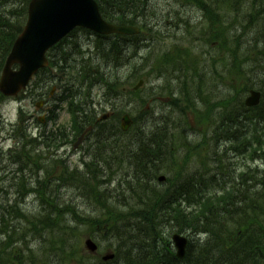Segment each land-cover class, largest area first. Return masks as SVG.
I'll use <instances>...</instances> for the list:
<instances>
[{
	"label": "trees",
	"instance_id": "16d2710c",
	"mask_svg": "<svg viewBox=\"0 0 264 264\" xmlns=\"http://www.w3.org/2000/svg\"><path fill=\"white\" fill-rule=\"evenodd\" d=\"M29 1L0 0V34L4 36L0 35V71L14 38L23 27ZM97 1L106 20L121 25L138 26L141 29L139 35L123 37V43L115 39L99 47L101 56L99 59L100 73L98 75L102 77L111 75L107 81L110 83V88L114 89L112 95H110L111 97H115V94L119 95L116 83L118 82L119 70L124 65V56L121 54H130L131 52L132 61L130 64L133 61L136 62V54L142 49V44L145 42L143 38L148 37L147 34L151 35L158 29L161 31L160 24L163 21L160 17L162 16L173 19L178 18L179 22H174L175 27L178 28L179 25H184L193 37L198 32L202 34L208 32L211 34L212 39H222L226 50L228 52L231 50L233 54L244 53L246 40H250L251 37L244 39L240 34L236 36V33L238 26L243 23L244 19L251 18L255 24L248 25L247 28H261L259 33H254L256 48L261 43L264 45V0H185L189 4L195 5L204 18L202 23L205 25L200 28V31H198L199 27L197 25L192 26L190 19L186 18L184 20L179 12H176L175 16L171 14L159 16L154 8L153 0ZM17 18L19 19L17 20ZM186 22H189V26H186ZM155 28L157 29L152 32L151 29ZM258 38L261 41L263 39V42L258 41ZM231 44L235 45L237 52L231 48ZM241 56V63L239 59L234 61L243 65V61L248 60L249 56L246 54H241ZM105 62L109 64V68L114 69L113 72H109L108 69L104 71L102 63L105 64ZM85 64L88 67L83 68V74L95 75L93 62H86ZM235 69H238L237 66ZM101 70H103V74ZM135 72L133 69L132 77L135 76ZM43 80L44 74L39 76L36 84ZM112 81H115L113 86H111ZM253 112L254 109H251L250 113ZM89 113H91L90 107L81 109V113L78 114L82 118H79L76 122L77 128L85 123L83 121L86 120H83V116L91 120ZM147 113L149 112L144 111L135 117L134 126L128 133L118 129L112 135V130L117 128L98 127L99 129L95 134L97 141L91 145V150L98 148L102 151L104 150L103 147H107L109 152L107 156H97L90 162L88 168L80 169L76 166L71 168L63 160L54 158L51 164L52 167L48 168L52 174H49V178L55 179L58 184H61L57 186L58 189H47V221L37 220L33 222L26 218V222H24L17 217L12 220L15 224L17 222L16 226H11L8 223L9 217L5 215V220L1 222L0 228V264H70L74 259H77L80 263H85L86 259L83 260V256H81L82 250H79L82 247V238L85 234L93 237L104 251L106 249L115 250L116 259L111 261V264H218L206 258L208 253L212 252L209 250L211 244L210 234L218 237L217 244L225 246L229 244V240H236L242 231H253L256 234L254 245L246 250L243 260L248 261L250 264H264V188H258L260 191L256 199L250 191L249 194L243 195L240 200L228 201L222 196L210 195L207 192V187L211 188V185L214 187L218 182L213 180L214 184H211L210 181H203L202 177L192 178L185 187L176 191L173 188L177 184L171 180L169 181L170 184H151L146 176L139 174V172L151 171L152 175L157 176L156 173L161 172L162 168L170 167L173 170L175 169L173 179L180 183L183 178H179L180 171L176 174L179 167L176 152L171 154L168 149H165L163 153L167 155L166 159L162 156L152 159L150 151L157 143L170 145L173 139H168L165 136L167 128H171L168 120L164 123L157 120L158 122L148 124L145 121ZM183 113L186 115L184 109ZM201 120L206 121L205 114L201 115ZM258 123H264L263 112L258 113L256 119L250 120L252 126ZM250 133L253 134V130ZM62 137H67L63 128H60L56 133L50 132L47 134L48 146L51 139ZM188 142H186L187 145L190 143ZM200 147L199 145L188 146V154L185 159H191ZM25 153L27 152L25 151ZM16 160H21V158L18 157ZM81 162L83 164V161ZM135 162L137 163V172L133 173L129 169L133 167ZM29 163L36 165V170L41 166L39 161L35 163L30 161ZM58 166L61 167V174L55 176L53 174H55L54 171ZM89 170L92 171L87 172ZM84 173L90 176L89 179L83 180L81 178ZM254 177L259 176L256 173ZM112 179L115 181L113 186ZM258 179L264 182V177ZM62 181L64 182L62 183ZM203 182H207V187H204ZM244 183L248 184L247 178L244 179ZM77 184L80 185L73 188ZM63 188L75 191L78 193L77 197L81 202L82 199L84 202L79 204L77 201L70 199L61 203V198L64 197ZM150 189H168L167 192L172 197L170 203L161 205L154 200L153 202L145 200L144 198L150 197L143 193ZM232 191L231 194L227 193V195L234 196L235 191ZM185 196L188 200L190 199L193 211L202 215L201 219L188 216L179 204L178 199ZM109 197H114L111 199L115 204L111 205L105 202ZM141 201H146L143 203L145 205L141 207V204L139 210H137L138 213H142V225L140 228H135L131 224L129 225L127 220L131 218L136 205ZM1 208L4 209L0 206ZM214 215L220 218L217 224L212 221ZM20 222L26 223L33 230L43 229L47 232V236H42L41 239L50 240L52 243L51 253L48 256L46 255L42 260L36 258L38 255L28 246L27 236H30V230L22 227ZM174 232L185 233L191 238L183 259L175 254L171 241ZM98 235L102 236L103 239L98 240ZM2 236L5 241L3 238L1 239ZM22 247L26 250H23ZM46 254L48 253L46 252ZM4 258L6 261H1ZM94 260L96 263L101 261L98 257Z\"/></svg>",
	"mask_w": 264,
	"mask_h": 264
},
{
	"label": "rangeland",
	"instance_id": "374dc122",
	"mask_svg": "<svg viewBox=\"0 0 264 264\" xmlns=\"http://www.w3.org/2000/svg\"><path fill=\"white\" fill-rule=\"evenodd\" d=\"M153 3H154V8L158 12L159 16H161L163 14H165V15L171 14V15L175 16L176 12H179V14L182 17H184V20H186V18H188V19H190L189 21L191 23H199V24H197V27H199L198 31H200V28L205 25L204 23H202V22H204L203 16H202L203 20L199 21V15H201V13L197 9V7H195V5H193V4L187 3L185 0H181V1L180 0H153ZM182 3L185 5H183ZM160 18L163 21V22H161V20H159V22H161V24H160V30L161 31H159V29H158L156 31V33H153V36L149 35V37H152L151 45L149 42L145 41L142 44V49H140L138 51V53L136 54V62L133 61L131 64L130 63L127 64V66H122L119 70V75H122V78L125 81H126V78L128 75L131 76L133 69L137 72V73L135 72V76L129 78L130 84H134V83L138 82V80L140 78L146 79V86H145L144 91L138 96V98H137V96L134 97L137 99L136 100L137 104L134 102L131 104V106L129 108L128 112L131 115H136L137 112L142 113V109L147 105L146 103L148 101H149L148 104H149L150 108L154 107V109L162 111V112L169 109V107H167L166 104L162 105V103H160V101H156L155 99L154 100L151 99L153 96L152 97L148 96V93L150 92L151 87H153V92L155 90L156 91L158 90V92H160L162 94L161 96H165V97L169 96V94H170L169 91L176 90V93H180V90H182V92H183V90L188 89V93L190 92L189 88H183V86H185L186 83L185 82L181 83V81L185 80V79H181L180 82H178L179 84H176L173 82L167 83L166 80L156 79L158 77V75L164 74L163 73L164 70L171 69L174 66L172 63H176L178 61V60H176V57H177L176 53H177L178 48H191L192 54H194V56H197V57H192V58L200 59V61H203V65H202L203 69L209 68V67L211 68L212 61H214V62L215 61H223L221 64L225 63L224 66H222L219 69L223 73L222 74V80L223 81L221 79L215 80L216 79L215 78L214 81L219 82L221 84L217 85L215 89L210 90L212 97H213L212 101L210 99H209L210 102L199 101V109H201V110H198V111H195L196 109L193 107L194 99L187 100L185 103L181 104L183 107L189 108L187 114L183 115V117L187 118L192 123L193 127H197L195 118L193 116L194 112L205 113L207 110L206 109L207 106H209L211 104V102L216 104L217 102L222 101L224 99H228V98L230 99L233 95L235 97H238V99L233 101V104H238L241 100L243 101L245 98V96H244L245 92L242 91L241 87L243 89L253 87L255 89L263 91V93H264V57H258L260 60L257 59V56H255V53L253 52V46H252L253 43L248 44V46H250L249 48H246L247 44H246V47L244 46L245 50H248V54L250 55L251 60L249 61V63L247 65H244L243 68H245V69H247V68L252 69L253 68L254 70H256V72L259 70H262V69L263 70L260 72H257L255 77H252V75H249L248 77H245V78L243 76H240V79H241V87H240V84L235 79V74L233 72V69L229 66V64H231V61L233 59L232 57H235L236 59H239L241 61V59H242L241 54L244 55L245 51H244V53L239 52V54L237 56H235V55L231 56L223 48L222 49L220 48L219 45H220L221 40L218 42H211V44H209V46H208L203 41L196 39L194 46L191 47L189 45V42H187V39H186V36L188 35V33L184 34V32L186 31V27L184 25H179L178 28L175 27L174 22H177V23L179 22L177 17H176L177 19H173V18H170L168 16H162ZM18 19L19 18H17V20ZM25 20H26V18H25ZM79 35L82 36L81 34H79ZM197 35L207 41L208 32L207 33L205 32L204 34L198 32ZM241 40L243 41L244 39L242 38ZM83 41L86 42L85 40H83ZM246 53H247V51H246ZM130 54H131V52H130ZM140 56H142L143 58ZM169 56H171V59H174V60L170 61L171 59H169ZM192 58H188V62L190 64H191V60H193ZM182 59H180V60H182ZM95 61H98V59ZM188 62L185 61V63H188ZM221 64H219V65H221ZM97 65H100V61ZM97 65L93 64L92 66L96 67ZM185 67L186 66L183 65L182 70H184V76L187 77L188 76V75H186L187 69ZM188 74H191V71H188ZM170 75L177 78L179 76V71L175 70ZM168 79H170V78H168ZM65 80H66V78H65ZM227 82H232L233 87L231 84H227ZM64 83H66V81H64ZM223 83H225V84H223ZM160 85H163L162 91L160 90V87H159ZM164 86L168 91H164L165 90ZM52 87H53V85L51 86V88ZM155 87H156V89H155ZM191 88L193 89V84H191ZM56 89H57V87H56ZM56 92H59V90L57 89ZM45 95L47 96V98H50V100L52 99V95L47 94V92ZM95 95L97 97L100 96L98 88H95L93 91L92 96H95ZM178 96H179V94H178ZM178 96L176 98H178ZM102 98L104 99L105 97L100 96V98H98V100H100ZM141 98H143L144 100H141ZM140 100L143 101V104L141 103ZM127 101H128V99L126 97H124L122 99V101L119 102L118 108L115 110L117 115L120 114V119L123 117V113H124V110L126 109ZM23 105H25V103H23ZM96 105H98L97 102H96ZM18 106H19L18 101H14V100L6 101V103L3 104L2 109H1L2 114L0 113V123L3 121L7 123L8 121L14 122L15 120H17ZM65 108H66V104H65ZM65 108L62 107L61 110L59 111L58 123L68 125L70 123V120H69L68 112L65 110ZM98 108L102 109L100 107V105H98L97 109ZM234 108L236 110H238V108H236V106L231 105L229 110H228L229 113L232 110H235ZM28 109H34V105L30 103ZM168 112H169V114H168ZM168 112L162 116L161 115L158 116L157 114L152 113L154 115V117H152V115L150 116V113H147L146 115L144 114L146 116L145 121H146V123L149 124L150 122H156L157 120L161 121V123L167 122V120H168L171 128L173 130L177 131L176 125L172 122V117H174V112H170V111H168ZM238 114L242 115L243 113L240 112ZM179 115H181V114H179ZM160 116H161V119H160ZM215 117H216V115L214 112V118ZM235 118H236V116H235ZM229 121L233 125L236 123V121L233 119H231ZM120 123H121V121H120ZM258 126H260V129L258 130V133H259L261 131V129L264 128V123L259 124ZM7 128H10V127L7 126ZM3 129L2 128L0 129V159L3 162L2 165H5V166L12 165V162L14 161V157H20L22 163H25L24 166H29V165L33 166L34 164L29 163L30 161H32V162L34 161V163L36 161H39L40 165H42L44 168H47V176L42 173V170H39V171H41V173L38 172L35 174L36 178H37V186L38 187L47 186L48 190L58 189L57 186L60 185L61 183L58 184L57 180H55V179L52 180L51 178H49L50 177L49 174L50 175H52V174L50 173L48 168L52 167L51 164L54 161V159H52L54 157L53 154H49L50 151H47L45 153V150L42 147H34V146H29V145H26V148L24 150H26L27 153H25V152H23L22 149H19L22 147L16 148L17 146H15V140L9 136V132H3ZM200 132L202 135L201 134H197V135L193 134V135H195V137H188V139L193 141L194 143H189L187 141L186 137H183L181 139V145H177L175 140H173L170 143V145H169L170 148L168 150L170 151L171 154L176 152L177 157H178L179 167L176 171V174L178 171H180V173H182L183 167L187 163V161L183 158L182 153L185 151V149L188 146L199 145L201 147H206L205 140L204 139L201 140V139L203 138L204 135L207 134V132L205 131V129L203 127H201ZM193 138H196L197 141H195ZM262 140L263 139H261L260 141H262ZM186 142H188L189 144L187 145ZM250 144L251 143L245 144L242 149L237 148V151L236 152L233 151V153H231L232 152L231 147H233V146H230L227 148L228 145L222 144V146L220 147V154H222L224 151L227 150L226 151L227 156L231 157L228 161H230L234 164V166H232L233 171H235V169L239 166L247 169V164H249V162H251V161L256 162V163L262 162L264 164V158L261 157L260 155L257 156L259 151H257L256 154L254 155L255 159L249 161L247 156H250L251 153H250V151H247V149L250 146ZM207 149L209 151L208 147H207ZM9 150H10V152H13V153H11V156L13 158L12 160L10 159L11 156H10V152H8ZM66 150L69 151L65 155L66 158H68V161L70 162L68 164H71L72 166L79 165L81 162V161H79V159H80V156L82 154H80L78 152H73V150H71V149H66ZM216 150L218 151L219 149H216ZM241 150L243 152H240ZM65 151H64V149H61L59 152L63 153ZM205 153H206V150H205ZM27 155H29V156H27ZM178 155H180V156H178ZM31 157L34 159H32ZM37 158H41V159L37 160ZM54 158L56 160H59L57 157H54ZM29 159H30V161H29ZM192 159H195V158H191V160ZM256 163L252 164V165H257ZM210 164L211 163H209L208 165H210ZM34 166H36V165H34ZM8 167H12V166H8ZM162 169L163 170H170L168 175L171 178L173 177L172 175L174 174L173 171L175 172V169L173 170V168H170V167L162 168ZM54 172H55V174H60L61 173V167L58 166ZM250 174H252V173L248 172L249 178H250ZM199 175H201V174H199ZM199 175H197L196 177H198ZM53 178H55V177H53ZM202 179H203V176H202ZM30 180L32 181V178ZM21 181L22 180L17 181L18 186H19V183ZM25 181H29V177H25ZM112 181H113V179H112ZM63 182L64 181H62V183ZM10 183H11L10 180H9L8 184L0 183V189L8 190L7 188H8V185ZM203 183H204V187H207V182H203ZM114 184H115V181L112 182V186ZM198 185H200V184H198ZM62 187H64V186H62ZM62 187H60V188H62ZM62 191L64 192V197L61 198L62 203L67 201V200H70V199L77 201L79 204L80 203L82 204L84 202L83 199L81 202V200L77 197V193L73 192L72 190H66L63 188ZM62 191H61V193H63ZM207 192H209L210 195H215L217 197H219L221 195L219 193L220 191L218 189L214 188L212 185H211V188L207 187ZM0 198H1L0 204H2L3 195L0 194ZM25 199H22V200H25ZM25 202L26 203L23 206H20L17 204L16 208H18L17 209L18 211L21 210L23 213L32 217L34 222H36L37 219L43 217L42 214L38 215L40 201H37L36 198L29 197L25 200ZM8 206H9V204H7L5 207L7 208ZM12 224H15V223L12 222ZM33 232L34 231H30L29 235H31V236H27V240L29 241L28 246L31 247L36 252V254H38L39 258L43 259V258H45L46 255L48 256L49 253H51L50 250H51V244L52 243L50 240L41 239L42 236H39V235L37 236V234L35 232H34V235L32 236ZM85 236H87V235L85 234ZM85 236L82 238V247L79 248V250H82L81 251V256H83L82 259L83 260L86 259L84 264H92L94 262L93 256H90L89 252L87 250L85 251V249H84V240L86 238ZM1 238H3V240L5 241V238L3 236ZM101 250H102L101 253H103L102 247H101ZM46 252L48 254H46ZM42 259H40V260H42ZM76 260L77 259H74V261H76ZM1 261H6V259L5 258L1 259Z\"/></svg>",
	"mask_w": 264,
	"mask_h": 264
},
{
	"label": "bare ground",
	"instance_id": "6f19581e",
	"mask_svg": "<svg viewBox=\"0 0 264 264\" xmlns=\"http://www.w3.org/2000/svg\"><path fill=\"white\" fill-rule=\"evenodd\" d=\"M186 26L189 25V22L185 23ZM255 24V22L253 21V19L251 18H246L244 19L243 23L241 25L238 26L237 29V33L242 35L245 38H250V40H246V44L245 47L249 48L250 46H248V44L253 43V52L255 53V56L261 57L264 55V45H259V47L256 48V43L254 40V33H259L260 31V27H251V28H247L248 25H253ZM155 29H151V31L153 32ZM141 32V29L138 31ZM2 37H4L2 34H0ZM17 37V36H16ZM16 37L14 38L11 48L8 52L7 55L10 54L13 43L16 39ZM259 37V36H258ZM93 38H96L95 35H93ZM258 41L263 42V39L261 41L260 38H258ZM244 43V41H243ZM231 48L233 50L236 51V47L234 44L230 45ZM88 47L87 45L82 46L79 50L75 51V52H71L70 57H67L66 60H64L63 58H59V62L61 63V65H63L64 68L66 69H70L72 67L77 66L80 57L82 55L88 54ZM247 51V53H246ZM237 52V51H236ZM245 54L247 56H249L248 60L243 61V65L237 63V68H240L238 66H244L247 65L249 63V61L251 60L250 55L248 54V50H245ZM123 55V60L126 58V54H121ZM86 56V55H85ZM191 60V64L188 63H184V66H186L185 68L187 69L186 75H188L187 77H192L196 75V72H194L193 70L196 69L197 67H200L203 65V61H200V59H194ZM242 60V59H241ZM86 62H89L87 56H86ZM214 61H212L213 63ZM241 63V61H239ZM207 64V63H206ZM102 65H104L102 63ZM81 67H83L84 69H86L88 67L87 64H81ZM221 68L220 65L216 66L214 68V70L212 71V73H216L218 71H220L219 69ZM188 71H191V74H188ZM240 71V69H239ZM56 74H60V70L55 69L54 71ZM184 72V70H183ZM202 74H212L211 72L209 73V71L204 68L202 70ZM210 77L212 78V75H210ZM52 81H55L57 79V76H54L52 78H50ZM210 84L207 85L208 89H215L217 85H220L221 83L216 82L212 79H210ZM227 84H231L230 82H227ZM65 89L68 93H66V97H70V101H76L75 98L81 97L82 96V88L79 89V87L74 88L72 90L69 91L70 86L68 85H64ZM134 85H131L129 87H120V89L117 90L118 94H115V97H111V101H117L118 103L122 101V99L126 96L129 95L131 97H134V92L131 91V88ZM160 90H163V85H160ZM156 89V87H155ZM159 90V91H160ZM160 92H158V90L154 91V95H158L161 96L159 94ZM179 94V96H178ZM176 96H178L177 98V102L175 104H173L168 110L164 111L162 115H165L168 111L170 112H174V117H172V122L176 125L177 127V131L173 130L172 128H167V132L165 134V136L168 139H173L176 141V143L178 144L179 141L181 143V139L183 137H195V135L193 134H201L200 129L201 127H203L205 129V131L207 132L208 135L214 137V138H220V140H218L219 144H228L231 146H234L235 148L238 149H242L244 147V145L246 144V141L250 135V132L253 130V126L250 124V120H254L256 119V117L258 116V113L263 112L264 113V104H262V106H257L255 105L254 112L253 113H246V114H242L239 115L236 118V130L234 132V134L230 137H228L229 135H231V130L230 129H224V128H220L216 125H214L212 122L209 121H200L198 123L197 127H193L192 123L185 117H183V115H179V106L182 103H185L188 99H194L195 98V94H184V93H177ZM77 102V101H76ZM36 108H38V111L43 113L44 112V107L41 104H38L36 106ZM169 114V112H168ZM114 128H117L116 126H113ZM118 129H113L112 130V135H114L115 131ZM227 137V138H226ZM104 150H98L97 149H92V150H88L85 152L84 155L81 156V159H79L80 162L79 165H74L76 167H83V168H88L90 165V162L93 161L95 158H97V156L103 155V156H107L109 149L107 147H103ZM170 146L169 145H165L162 143H157L156 146L151 149L150 153L152 155V159H156L157 157H163V158H167V155L163 153V151L165 149H169ZM240 152H243L242 150ZM185 155V154H184ZM227 156V154H226ZM230 157V156H228ZM32 158V157H31ZM34 159V158H32ZM58 159L63 160L66 163H70L68 161V158L64 157V156H59ZM187 161V163L184 165L182 173L180 174L179 178H183V181H181L180 183L177 182L175 179H173L174 177H170L168 175L170 170H164V172H160L158 171L156 174L157 176L152 175L151 171H143V172H139V174H142L144 176H146V178L148 179V181L153 184V185H157L160 182L163 183L165 185V183L170 184L171 181H174L173 183L177 184L173 190H180L183 187L186 186V184L188 182H190L192 180V178L196 177L197 175L201 174L203 176V181H210V180H214L213 177H216L218 179H220V191L222 193L221 196L228 201H235V200H240V198L245 195V194H249L250 191H252L253 193V197L258 198L259 195V191L258 188H264V182L263 181H259V177L261 178L262 173L258 172V176L259 177H247V182L248 184L244 183V179L246 178L245 176V171L247 169L243 168V167H237L235 169V171L232 170V166H234V164L230 161H228L227 159H225L224 157L211 152V151H206V153H204L201 157L199 158H195V159H185ZM214 161H217V167L212 169L210 167V165H208L209 163H213ZM133 163V162H130ZM25 163H22L21 160H16L14 159V161L12 162V167H8L5 165H2V161L0 160V183L2 184H8L9 182V177L10 179L12 178L11 176H13L17 170L24 165ZM85 164V165H84ZM70 167L72 168L73 166L71 164H69ZM136 165L137 163L135 162L133 167L130 168L129 170L133 173L137 172L136 171ZM129 167V165H128ZM257 167L259 168L260 165H257ZM260 170V169H258ZM63 171V170H62ZM92 170H89L87 172H90ZM262 171V170H260ZM41 173V171L39 172ZM42 173L44 175L47 176V172L42 171ZM245 173V174H244ZM10 174V175H7ZM61 174V173H60ZM53 175H59V174H53ZM172 175V174H171ZM201 175L198 176V178L202 177ZM173 176V175H172ZM39 177V176H38ZM89 175L84 173V175L81 177L83 180L85 179H89ZM162 178V179H161ZM80 184H77L76 186H74L73 188L78 187ZM8 188L10 189L11 192H18L17 195L19 197H21L22 199H25L26 197L29 198H36L37 200H45L48 198V191H47V186H37V178L36 175L33 176L32 181H26L25 183V188L21 189L17 183H13L11 185V183L8 185ZM168 189H164V190H160V189H150V190H146L143 194H145L147 197L150 198H144L147 201H156L161 205H166L168 202L170 203V199H172L170 193L167 192ZM219 190V189H218ZM232 190L235 191V195H227V193L233 192ZM75 192V191H73ZM76 193V192H75ZM78 194V193H77ZM214 196V195H212ZM114 197H109L106 199V203H109L111 205L115 204V202L111 199ZM242 199V198H241ZM26 200V199H25ZM180 200V201H179ZM258 201V200H257ZM146 201H141L138 205H136V209L135 211L132 213V216L130 219L127 220V222H129V225L131 224L133 227H138L140 228V226L142 225V213H138L137 210H139L140 205L142 204L141 207H143V203H145ZM179 204L182 206V208L184 209V211H186V214L188 216H193L195 218H202V215H199L197 213H195L192 209L191 206V202L190 199L188 200V198L185 197H181L180 199H178ZM62 203V202H61ZM146 207V206H145ZM6 217H9L7 213H5ZM42 215L43 218L47 219V211H42ZM11 222H13L12 220H10ZM212 221L214 222V224H217L218 221H220V218L216 215L212 216ZM40 225V224H38ZM235 226V225H233ZM0 228H1V222H0ZM124 230V229H123ZM34 232L36 234H38L39 236H43L46 237L47 236V232L43 229H34ZM34 232L32 233V236L34 235ZM127 232L129 233V231L127 230ZM31 236V235H30ZM36 236V235H35ZM189 236V235H188ZM205 236V235H203ZM189 241H190V237H188ZM208 238V237H207ZM254 238H256V234L253 231H242L239 235V237L236 240H229V244L227 245H221V244H217L218 242V237L214 236L213 234H210V238L209 240L211 241L210 244V248L209 250L212 251L210 253H208V256H206L207 259H210L212 261H215L218 264H250L248 261L243 260L244 255L246 253V250L250 249L253 245H254ZM98 240H102L103 237L98 235L97 237ZM202 242V241H201ZM46 250V249H45ZM38 255V254H37ZM105 257L104 259H101V261H98L97 263L94 262L93 264H111V261H115L116 259V252L113 249H106L105 251ZM37 259H42L39 257H36ZM261 264V263H258Z\"/></svg>",
	"mask_w": 264,
	"mask_h": 264
},
{
	"label": "water",
	"instance_id": "95a60500",
	"mask_svg": "<svg viewBox=\"0 0 264 264\" xmlns=\"http://www.w3.org/2000/svg\"><path fill=\"white\" fill-rule=\"evenodd\" d=\"M76 26L87 27L102 34L138 33L135 27L107 23L101 17L99 7L94 0H32L29 6L28 24L7 59L0 81V91L5 95H16L25 88L31 76L47 64L45 58L47 49ZM15 63L20 64L19 71L12 70ZM259 101L260 93L252 92L247 105L254 106ZM130 124V117L125 116L123 129L127 130ZM173 241L177 255L184 257L187 240L175 234ZM86 247L92 253L98 248L92 239L86 240Z\"/></svg>",
	"mask_w": 264,
	"mask_h": 264
},
{
	"label": "flooded vegetation",
	"instance_id": "af4514ba",
	"mask_svg": "<svg viewBox=\"0 0 264 264\" xmlns=\"http://www.w3.org/2000/svg\"><path fill=\"white\" fill-rule=\"evenodd\" d=\"M122 37H118L117 39H119V40H122L121 39ZM51 97V96H50ZM80 101H81V103H82V101H83V97L81 96L80 97ZM51 100H50V98H48L47 99V97L45 98V103L43 104V107L45 108L44 109V112H43V114H44V118H42L43 119V122L45 123V125H47V117L49 116V114H50V111L48 112V110L52 107L51 106ZM112 106V105H111ZM48 109V110H47ZM108 108H105V113L104 114H108V118L106 119V121H109L110 119H113V117H114V114L116 113L115 112V110L113 109V108H109L108 110H107ZM104 114H99L98 115V117H97V119H96V122L94 123V124H97L99 121H100V118H101V116L102 115H104ZM27 116H29L30 118L29 119H32L31 120V122L30 123H32V122H36L37 120H39L40 118V116H36V118H35V114L34 113H32V111H29L28 112V114H27ZM27 116L23 119L24 120V124H25V122H26V118H27ZM19 119H20V121L22 120V117L21 116H19ZM22 120V121H23ZM105 121V122H106ZM35 125V124H34ZM93 128V126H89V127H87V128H85L84 130H83V132L80 134V136L78 137V139L73 143V146H74V151H80V150H83L84 149V146H85V144H86V139H87V136H88V134H89V132L91 133V131L93 130L92 129ZM45 138H46V140H47V127H45ZM88 131V132H87ZM84 134V138L82 139V143L80 144V145H78V147H75V143L79 140V138L82 136ZM42 145H44L45 147H47V145L46 144H42Z\"/></svg>",
	"mask_w": 264,
	"mask_h": 264
}]
</instances>
